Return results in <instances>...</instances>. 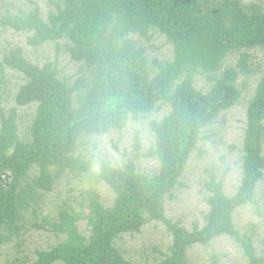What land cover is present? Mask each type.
Here are the masks:
<instances>
[{"label": "trees", "instance_id": "obj_1", "mask_svg": "<svg viewBox=\"0 0 264 264\" xmlns=\"http://www.w3.org/2000/svg\"><path fill=\"white\" fill-rule=\"evenodd\" d=\"M43 19L33 5L27 12L5 14L0 26L26 33L32 47L68 41L72 61L84 73L76 81L61 79L53 63L41 66L25 59L20 48L1 56L5 66L20 73L24 83L13 100L15 107L0 108V242L18 238L27 230L25 213L53 191L66 174L88 175L113 193L110 206L94 189L84 193L88 214L82 216L88 234L77 229L81 216L71 205L58 210L56 221L33 224V229L64 235L48 250L36 252L33 264H134L116 248L122 235L139 233L147 223L164 224L171 236L168 253L153 264H186L193 246H208L227 236L241 246L245 264H264V250L255 253L250 238L240 235L233 213L253 204L264 172V68L247 104L242 138L241 177L227 197L223 183L212 178L203 226L188 231L165 216V201L180 185L191 155L206 140L203 130L241 99L236 81L251 75L260 64L250 52H264V8L247 0H48ZM247 1V2H246ZM172 46L169 62L150 65L132 37L149 42L154 34ZM237 55L234 66H224ZM196 75L209 87L194 86ZM244 85V84H243ZM1 90V88H0ZM1 99V96H0ZM35 106L28 134L20 137L17 108ZM168 109L148 128L155 143L146 157L158 162V171L146 175L132 163L123 168L102 164L91 171L81 157L84 139L123 131L153 112ZM134 151L137 156L139 142ZM7 177V180H4ZM9 264H16L15 262Z\"/></svg>", "mask_w": 264, "mask_h": 264}, {"label": "rangeland", "instance_id": "obj_2", "mask_svg": "<svg viewBox=\"0 0 264 264\" xmlns=\"http://www.w3.org/2000/svg\"><path fill=\"white\" fill-rule=\"evenodd\" d=\"M262 4L264 0H247ZM246 1V2H247ZM37 6L44 19L51 9L48 0H0V18L5 14H16L19 11L27 12ZM26 33H16L0 26V61L1 56L12 48H20L25 59L41 66L51 62L55 66L61 79L67 78L76 81L84 73L82 64L72 61L67 52V40H59L57 44L46 43L42 46L32 47L27 43ZM152 65L153 61L162 63L171 61L173 57L172 46L167 43L164 36L154 34L151 41L146 42L132 37ZM251 63L260 64V70H255L251 75L240 74L236 85L243 90L241 99L229 111L222 113L210 126L203 130L201 140L196 151L191 155L180 185L172 193V198L165 201V216L172 222L190 231L194 227L203 226L204 215L208 212L207 199L210 192L205 185L214 178L223 183V193L232 196L239 185L241 177L242 138L245 128V113L247 104L254 94L255 87L264 68V52H250ZM237 55L228 57L224 66H234ZM24 83L23 76L15 71L3 67L0 71V108L5 113L15 107L14 96L19 86ZM244 84V85H243ZM194 86L202 92L209 87L205 76L196 75ZM35 106L17 108L18 132L20 137L28 134V127L35 115ZM168 109L153 112L151 115L137 122L130 121L123 131H113L100 137L84 139L80 148L81 157L85 162H90L91 171L97 172L102 164L115 168H123L132 163L137 172L153 175L158 171V162L146 157L147 152L154 147L155 139L148 128L152 120H160L166 115ZM139 142L136 156L134 151L135 140ZM264 155V146H263ZM264 174V172H263ZM7 180V177H4ZM94 189L103 205L110 206L113 193L103 183L96 184L88 179V175L76 176L66 174L55 183L53 191L43 194L41 200L32 209L25 213V227L27 230L18 238L0 242V264H33L36 252L48 250L64 240V235L53 234L48 231L33 229V224L44 221H56L58 210L64 204L71 205L81 218L77 229L84 235L88 234V226L82 216L88 214L85 191ZM233 222L240 235L247 236L252 242V247L257 255L264 250V176L257 184L255 200L238 208L233 213ZM171 236L166 231L163 223L151 221L144 225L139 233L122 235L115 246L127 261L134 264H153L168 253ZM246 257L243 250L233 239L221 236L214 239L208 246H193L186 253V264H245ZM59 264V263H58Z\"/></svg>", "mask_w": 264, "mask_h": 264}]
</instances>
